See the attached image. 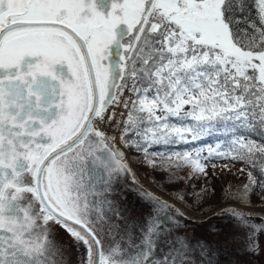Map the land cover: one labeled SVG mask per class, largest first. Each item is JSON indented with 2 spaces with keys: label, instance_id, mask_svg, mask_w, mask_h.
<instances>
[{
  "label": "snow or ice",
  "instance_id": "6c2138e0",
  "mask_svg": "<svg viewBox=\"0 0 264 264\" xmlns=\"http://www.w3.org/2000/svg\"><path fill=\"white\" fill-rule=\"evenodd\" d=\"M121 108L119 140L153 170L241 162L247 182L225 202L264 193V0H0V264H63L57 228L83 264H206L207 242L186 238L156 258L173 206L143 190L153 216L139 238H101L113 180L138 183L105 130ZM213 132L225 139L206 152L150 151ZM219 214L264 231L235 207Z\"/></svg>",
  "mask_w": 264,
  "mask_h": 264
},
{
  "label": "rangeland",
  "instance_id": "374dc122",
  "mask_svg": "<svg viewBox=\"0 0 264 264\" xmlns=\"http://www.w3.org/2000/svg\"><path fill=\"white\" fill-rule=\"evenodd\" d=\"M118 147L124 151L127 163L130 165L132 173L135 174L138 183H133L131 174H121L119 178L113 180L112 191L107 194L112 202V209H105L111 220L104 225V227L110 229V234L105 236L103 232L101 233V238L106 241L111 240L116 234L125 238L126 236H131L133 239H138L145 227V222L150 221L153 216V209L147 197L135 194L139 193L140 190L154 192L149 189L152 187L151 182L146 180L141 173L144 167L150 168L146 163L142 162L143 153L137 152L134 148L131 150L126 148L123 142ZM157 152L168 153L163 150ZM213 164L216 167L213 168L211 166L206 169V175L196 174L193 178L192 170L188 167H182L180 174L190 184L202 186L203 189L209 185H214L218 188L217 191L222 194L228 192L229 189L230 192L243 190L242 186L246 183L247 175L241 177L239 168L232 171L233 167L229 165L230 171L223 169L222 165L224 163L220 160H215ZM167 173H170L169 169H165L164 174ZM228 176L229 179H227ZM154 194L162 198L157 193ZM134 195H137L139 200ZM220 196L222 195L220 194ZM179 197L163 196L162 199L173 206L171 210L173 214H175L176 208L184 211L186 216L180 218L187 221L190 227H171V230L176 231L178 234L176 239L186 238L191 242H207L210 254L203 256L206 264L208 262L210 264H264V231L257 233L249 229H238L232 219L219 214L223 208L232 206L237 208V210L244 211L250 217L252 223L264 227V193L262 196L258 193L255 197H252L254 199V204L252 205L234 203L232 200H228L206 215L195 213L186 206L184 199L180 200ZM186 201L188 200L186 199ZM172 218L176 219L177 215H173ZM176 233L169 231L158 237L157 241L159 244L158 251L155 253L156 258L159 259L168 254L170 242L173 241ZM56 237L58 242L63 245V264H83L85 256L84 246L73 245L68 235L59 228L56 229ZM250 237L256 242L255 248L249 245ZM200 259L199 255L190 257L192 264H196Z\"/></svg>",
  "mask_w": 264,
  "mask_h": 264
},
{
  "label": "trees",
  "instance_id": "16d2710c",
  "mask_svg": "<svg viewBox=\"0 0 264 264\" xmlns=\"http://www.w3.org/2000/svg\"><path fill=\"white\" fill-rule=\"evenodd\" d=\"M249 15H254V12H250ZM241 27H246V25L242 24ZM250 138L255 139L258 143L262 142V138L256 133H252L250 135ZM223 139H225V137L222 136L219 132H213L211 135H207L203 139L190 143V144L177 143L176 145H170V146L157 145V146H153L150 149V151H162V150L167 151V152L185 151V150H189L195 147H205V152H206L207 145H210V144L215 145L217 140H223ZM215 160L217 159H213L209 161L207 169L212 166ZM220 161L222 163H226V161L222 159ZM229 165L233 167L232 171H235L236 168H239V169L245 168L244 173L240 172L241 177H243V175H246V172L248 170H251L250 168H248L246 165L242 164L241 162H236L234 164L229 163ZM180 169L181 168L179 169L172 168V169H169L170 173L164 174L165 169L158 168L156 170H153L152 168L144 167V169L141 170V173L146 180L151 182L152 187H150L149 189L154 191L152 192L153 194L157 193L162 198L163 196H171V197L183 196L184 197L183 201L186 204V206H188L189 209L193 210L195 213H198L199 215H206L210 211H212L214 208H217L218 205L226 203L225 199L223 198L224 194H222L220 191H217L218 188L216 186L209 185L205 189H203L202 186L190 184L180 174ZM254 175L258 176L259 175L258 171H254ZM227 179H229V176L227 177ZM229 191L230 189L228 190V192ZM237 191L238 190H235L233 192H237ZM258 193H260L261 196L263 195L262 191L260 189H257L255 193L250 196V200L247 202V204L249 205L254 204V199L252 197H255ZM135 194H138V193H135ZM220 194L222 196H220ZM154 195L157 196L156 194ZM134 196L136 199H138L137 195H134ZM186 199L188 201H186Z\"/></svg>",
  "mask_w": 264,
  "mask_h": 264
},
{
  "label": "flooded vegetation",
  "instance_id": "af4514ba",
  "mask_svg": "<svg viewBox=\"0 0 264 264\" xmlns=\"http://www.w3.org/2000/svg\"><path fill=\"white\" fill-rule=\"evenodd\" d=\"M173 215H175V214H173ZM164 225H165V231L163 233H161L159 237H161V235H164L165 232H169V231L176 233V231L171 230V227H181V228L190 227V224H188L187 221H184L181 218H179V219L178 218H176V219L172 218V220H166V221H164ZM177 235H178L177 233L174 235L173 240H176ZM157 243H158V241H157Z\"/></svg>",
  "mask_w": 264,
  "mask_h": 264
},
{
  "label": "built area",
  "instance_id": "2783aa9c",
  "mask_svg": "<svg viewBox=\"0 0 264 264\" xmlns=\"http://www.w3.org/2000/svg\"><path fill=\"white\" fill-rule=\"evenodd\" d=\"M117 115L115 117L116 123L111 124L110 126H107L105 130L112 136L117 137V145L120 143L119 137L122 132V128L119 126L120 121L123 119V117L119 114L120 112L124 111V109H117Z\"/></svg>",
  "mask_w": 264,
  "mask_h": 264
}]
</instances>
